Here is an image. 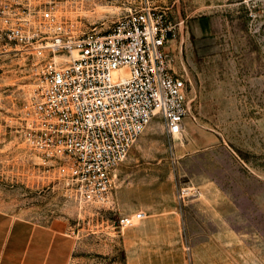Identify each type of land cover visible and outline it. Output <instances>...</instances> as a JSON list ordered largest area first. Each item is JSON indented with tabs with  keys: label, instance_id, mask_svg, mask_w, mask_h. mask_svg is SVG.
Masks as SVG:
<instances>
[{
	"label": "rangeland",
	"instance_id": "obj_1",
	"mask_svg": "<svg viewBox=\"0 0 264 264\" xmlns=\"http://www.w3.org/2000/svg\"><path fill=\"white\" fill-rule=\"evenodd\" d=\"M82 31L105 33L130 9L184 21L173 65L190 113L172 143L155 119L117 169L109 206L64 196L22 141L36 98L27 54L0 57V208L74 236L70 264H264V0H31ZM144 211L123 231L116 221Z\"/></svg>",
	"mask_w": 264,
	"mask_h": 264
},
{
	"label": "built area",
	"instance_id": "obj_2",
	"mask_svg": "<svg viewBox=\"0 0 264 264\" xmlns=\"http://www.w3.org/2000/svg\"><path fill=\"white\" fill-rule=\"evenodd\" d=\"M252 4L250 17L262 0ZM166 8L130 11L105 33L82 31L54 7L0 0V57L27 54L36 98L21 113L20 136L64 196L109 206L117 169L159 119L174 143L190 113L186 73L173 65L184 21ZM144 211L116 221L123 231Z\"/></svg>",
	"mask_w": 264,
	"mask_h": 264
},
{
	"label": "crops",
	"instance_id": "obj_3",
	"mask_svg": "<svg viewBox=\"0 0 264 264\" xmlns=\"http://www.w3.org/2000/svg\"><path fill=\"white\" fill-rule=\"evenodd\" d=\"M75 245L66 230L0 208V264H70Z\"/></svg>",
	"mask_w": 264,
	"mask_h": 264
},
{
	"label": "bare ground",
	"instance_id": "obj_4",
	"mask_svg": "<svg viewBox=\"0 0 264 264\" xmlns=\"http://www.w3.org/2000/svg\"><path fill=\"white\" fill-rule=\"evenodd\" d=\"M179 136H181V135H176V137H179ZM176 137H175V138H176Z\"/></svg>",
	"mask_w": 264,
	"mask_h": 264
}]
</instances>
